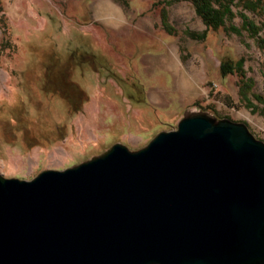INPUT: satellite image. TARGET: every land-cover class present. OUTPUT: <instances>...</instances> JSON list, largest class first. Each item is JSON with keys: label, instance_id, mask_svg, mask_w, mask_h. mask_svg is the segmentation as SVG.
I'll return each instance as SVG.
<instances>
[{"label": "rangeland", "instance_id": "1", "mask_svg": "<svg viewBox=\"0 0 264 264\" xmlns=\"http://www.w3.org/2000/svg\"><path fill=\"white\" fill-rule=\"evenodd\" d=\"M101 1L0 0V174L30 180L116 143L140 149L193 112L264 141V13L245 12L258 36L220 29L199 40L189 33L206 26L187 1L109 0L120 26L97 17ZM233 11L227 26L239 28ZM240 59L245 79L221 75V62Z\"/></svg>", "mask_w": 264, "mask_h": 264}, {"label": "water", "instance_id": "2", "mask_svg": "<svg viewBox=\"0 0 264 264\" xmlns=\"http://www.w3.org/2000/svg\"><path fill=\"white\" fill-rule=\"evenodd\" d=\"M0 264H264V141L193 112L140 149L0 174Z\"/></svg>", "mask_w": 264, "mask_h": 264}, {"label": "trees", "instance_id": "3", "mask_svg": "<svg viewBox=\"0 0 264 264\" xmlns=\"http://www.w3.org/2000/svg\"><path fill=\"white\" fill-rule=\"evenodd\" d=\"M187 1L191 3L196 11L197 16L206 26L202 34L189 33L194 39L205 40L210 31H218L224 29L226 31L240 34L242 31L247 32L251 36H258L261 29L253 21L249 20L245 12H252L256 15H263L264 0H165V5H171L174 2ZM241 7L240 16L243 19L242 25L238 28L234 25L227 26V22L234 19L236 14L233 8ZM163 24L167 26V12H162ZM259 44L264 48V40L259 39ZM220 72L223 77L229 74L237 73L242 79H245L244 60L240 59L236 62H221ZM245 87L251 88L250 84Z\"/></svg>", "mask_w": 264, "mask_h": 264}, {"label": "bare ground", "instance_id": "4", "mask_svg": "<svg viewBox=\"0 0 264 264\" xmlns=\"http://www.w3.org/2000/svg\"><path fill=\"white\" fill-rule=\"evenodd\" d=\"M96 15L97 17L103 18L106 24L113 26H120L122 22L125 21L121 10L113 6L109 0H102L97 4ZM172 57V65L176 67L179 59L175 56L174 51L172 52ZM197 92L198 91L192 84L185 89V94L189 97L196 95Z\"/></svg>", "mask_w": 264, "mask_h": 264}]
</instances>
